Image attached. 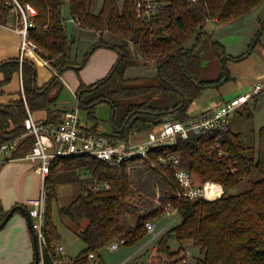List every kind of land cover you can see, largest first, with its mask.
Segmentation results:
<instances>
[{"label":"trees","instance_id":"16d2710c","mask_svg":"<svg viewBox=\"0 0 264 264\" xmlns=\"http://www.w3.org/2000/svg\"><path fill=\"white\" fill-rule=\"evenodd\" d=\"M18 1L23 5L32 4L37 9L34 25L29 29V40L37 46V55L48 61L56 73L47 83L38 86V72L33 60L26 57L22 64L20 59L0 62V73L3 74L1 92L16 73L22 72L23 77L24 93L20 91L16 98L0 103V145L21 138L14 156L25 154L35 141L26 127L29 111L32 114L47 111V119L41 121L54 128L61 125L69 110L51 108L63 87L60 77L73 69L79 73L98 48L113 49L119 58L103 79L93 84L81 81L76 97L79 108L87 110L89 118L94 119L95 106L100 102L109 103L115 113V126L111 134L99 133L98 123L93 127L86 126L87 132L103 135L118 143L129 141L136 134L157 130L165 123L164 117L170 114L175 115L173 121L190 120L193 118L189 115L192 103L206 89L217 87L229 79L225 46L205 30L208 20L230 23L264 3V0H169L168 6L151 23H146L136 15V0H125L122 9L116 0H104L98 13L91 11L92 0ZM66 3L71 16L78 19L82 29L95 34L105 32L115 42L104 40L106 35L99 37L81 62L71 61L70 53L76 40L70 37L66 27L63 14ZM13 7L12 0H0V23L7 21ZM262 29L256 36L258 41ZM205 36L210 38L213 52L224 63L222 74L216 80L201 78L203 61L197 49ZM250 50L239 59L248 55ZM144 60L155 63L153 78L126 77L129 68L139 66ZM158 94L163 97L175 95L178 100L173 105L158 104L155 99ZM145 95L154 99L126 104L128 100ZM118 109H124V114L117 123ZM138 114H151L157 120H138L130 125ZM257 141V146L246 144L244 134L233 131L228 124L223 130L203 136L192 135L188 139L179 137L175 144L151 151L150 159L143 165L161 177L166 193L158 199L157 207L139 215L135 224L124 220L129 207H140L143 203L137 200L140 193L132 187L128 171L130 162L111 166L87 155L54 159L45 182L48 192L45 231L50 249L54 252L53 243L60 238L50 213L52 201L57 200L58 187L85 176L81 179L83 191L59 211L78 228L79 236L86 244V249L71 264H87L88 254L101 250L110 241L125 240L124 245L135 246L149 238L146 224L163 216L168 204L178 210L181 222L162 234L157 243V258L161 261L166 258L165 264H187L184 252L188 253L185 243L189 241L199 247L203 255L196 264H264V126L259 129ZM165 153L178 156L181 167L200 175L204 182L221 184L223 194L213 200L201 197L190 200L179 196L173 167L158 164V157ZM153 163L157 166L154 167ZM252 174H258L259 178L251 180L247 190L238 194L227 193ZM96 181L108 182L111 186L109 189H96ZM146 195L145 198L149 199L150 195ZM143 205L151 208L152 202ZM8 213L0 201V225ZM84 220H87L85 224ZM173 239L177 240V249L171 245ZM157 258L149 264H158Z\"/></svg>","mask_w":264,"mask_h":264},{"label":"rangeland","instance_id":"374dc122","mask_svg":"<svg viewBox=\"0 0 264 264\" xmlns=\"http://www.w3.org/2000/svg\"><path fill=\"white\" fill-rule=\"evenodd\" d=\"M103 1L104 0H92L91 11L93 13H98L102 8ZM116 1L119 8L122 9L125 0ZM26 5L28 4H25L23 6L25 7ZM63 14L68 22L71 17L68 3H66L63 8ZM13 17L14 21H11ZM21 20V15L18 9H16L14 6L13 9L10 10L5 24H21ZM211 25H213V23H211L209 26L212 27ZM261 29L262 27L260 28V30ZM67 30L70 33V37L76 38V41L73 45L75 49L74 54L78 53V55L81 57L79 62H81L85 56V52L83 50L85 49L86 45V51L90 50L88 49V44L84 42H91V44L95 45L99 41V37L91 36V39L89 40V36L85 34L90 33H85V31L81 33L77 25L75 26L70 23H67ZM209 30L212 29L209 28ZM262 30L264 31V28ZM260 38L262 42L264 35H261ZM104 40L110 41L111 43L115 42L112 38H110L108 34H106ZM207 42L209 43V40L203 37L201 40V43L203 44L200 50L201 52L206 51L204 47L206 46ZM30 56L34 55L29 54V57ZM37 57L39 58L38 55ZM144 58L145 57L143 56L142 59ZM22 63L23 61L21 62V64ZM36 65L38 72V84L45 83L44 80L46 79V75L51 77V75L53 76V74L56 73L50 63L49 65L51 66V68L46 66L45 63H42V61L40 60L37 61ZM139 67H143L145 69L148 68L146 72L147 76H151L153 78L156 74V65L153 61L144 60L140 63ZM73 75L74 73L72 72L67 73L64 77V80L62 79V76L60 77V82L63 83V87L61 89L59 97L57 98L55 104L51 105V108L62 110H78L80 119L82 123L86 124V126L93 127L96 123H98L97 131L99 133L111 134L114 131L115 126L113 121V114L115 113L113 112L111 105L107 102L98 103L94 109L95 119L89 118L88 111L83 108H79L78 106V101L76 97V90L78 89V87L77 89L73 90V86L72 84H70L71 82L69 80V76L72 77ZM14 84L16 85L17 83L14 82ZM21 91L22 93H24L22 89ZM54 93L55 92H53V94ZM156 96V102L158 104L163 105H173L176 100H178L177 96L175 95H171L170 97H163L161 94H158ZM148 99L153 100L154 97L150 95L140 96L132 100L126 101V104L130 102H142ZM200 104L201 107L205 106V104H202V102H200ZM123 114L124 109L117 110L115 118L117 123L121 120ZM190 114H192L191 111ZM192 115H195V113L193 112ZM230 126L233 131L241 132L242 134H244V141L246 142V144L257 146V136L259 129L264 126V92L261 93V95H259L257 98H252L247 104L241 106L231 117ZM147 135L148 134L138 136L134 140L144 139V137H146ZM11 163L14 164L13 169H15V171H13V176L10 179H7V182L6 180L4 181V183L6 182V188L4 190L3 186H1V191L3 194L5 192L7 193L6 198L14 199V197H16L19 203L26 206V200L29 199L28 197H37L40 195L42 189L41 177L33 172L27 173V170L30 167L34 166L29 161L16 160V162ZM128 171L130 173V177L132 178L133 189L136 191V193H140L137 197V200L140 199L143 203H148L149 201L152 202L151 208H148L149 205L144 206L142 203L140 207H129L128 211L126 210L127 212L124 215V220H126L128 224H135L139 215H143L147 213L150 209L157 207V204L159 203L158 199L163 198L166 193V188L161 180V177L150 172L148 168L143 165V163L137 162L130 164ZM8 176L9 174L7 175V177ZM194 176L198 182L204 183V180L200 175L194 173ZM83 177L85 178V176H79L75 178L73 182L60 185L57 190V200H55L54 202L52 201V207L50 209L54 224L56 225L60 236V238L54 241L53 244L63 245L65 247V264H70L76 256H78L82 251L86 249V244L79 236L78 228L74 226V224L70 221L68 217L60 214L59 212L60 208L68 205L79 194V192L83 191V185L81 180ZM258 178V174H252L250 178L247 177L240 184H238L232 189H229L227 193H241L249 188L250 183L252 182L251 180H255ZM210 183H215L221 187V184L219 183L212 181H210ZM144 194H147L146 197L150 195L149 199L145 198ZM1 197L2 196H0V201L2 203ZM174 219H176V221L174 224H170L169 229H171V226L178 225L181 222L180 215H168L165 213L163 216L151 221L152 224H155V234L157 235L158 233H160L166 227V225L168 223H171L170 221H174ZM86 221L87 220H84V224L86 223ZM24 226H27L25 217L21 213H16L11 219V221L8 223V225L0 231V248L8 246L5 251L1 252L0 250V264H30L32 262V243L27 235L20 233V229ZM149 234V238L142 240L135 246L122 245L119 250L115 252L109 251L108 247L104 246L103 248H101L99 253L101 254L105 264H125L129 259V262H127L126 264L152 263V261H155V259L157 258L156 247L160 236H156V238H154V234ZM171 245L175 249L179 247L177 240L175 239L171 240ZM185 245H188V253L186 251L184 252V254L186 255L185 260L188 261L187 264H196L198 258L203 256L200 253V248L193 245V242L190 241L186 242ZM164 261H166V258L162 259V261L157 258L158 264H165L166 262L164 263ZM181 264H183V262Z\"/></svg>","mask_w":264,"mask_h":264},{"label":"built area","instance_id":"2783aa9c","mask_svg":"<svg viewBox=\"0 0 264 264\" xmlns=\"http://www.w3.org/2000/svg\"><path fill=\"white\" fill-rule=\"evenodd\" d=\"M12 2L22 18L21 24H16V31L23 38L21 46L22 62L25 57H29V54L37 56V46L29 40V29L34 25L33 17L37 15V9L31 4L24 7L18 0H12ZM168 4L169 0H136V15L142 21L151 23ZM68 22L78 24V19L71 16ZM106 34L100 31L96 35L102 37ZM43 62L51 68L48 61L43 60ZM21 87L24 91L23 80ZM263 92L264 85L256 84L247 94L226 101L209 113L193 117L185 122L180 120L166 122L157 130L139 133L138 136L148 134L144 139L134 140L130 138L129 141L118 143L110 141L103 135L87 132L85 130L86 124L82 123L78 110L67 111L63 117V122L57 128L48 126L43 121L35 119L29 111L26 127L28 134L35 139L33 145L22 156H14V152L21 144V138L11 139L1 144L0 166L16 160H26L37 165L36 169L41 177L42 189L38 197L26 200V207L30 212L33 228L38 238L40 251L38 264H65V247L63 245H55L54 252H52L45 231L48 207V192L45 188V182L46 178L50 175V168L54 159L58 157L87 155L97 160L108 162L111 166L122 162H130L131 164L137 162L144 163L145 160L150 159L151 151L169 145L168 143L170 142H174L175 144L179 137L188 139L192 135L203 136L212 131L223 130L241 106L247 104L252 98ZM158 162L160 165H170L173 167L175 178L179 185L178 194L181 197L190 200L200 197L217 199L223 194V192L222 194H218L219 185L215 183H210V181L204 183L198 182L194 174L181 167L180 158L176 155L169 153L161 154L158 157ZM153 166L156 167V163H153ZM208 184L212 188L210 193L211 198L208 196ZM94 186L96 189H109L111 185L108 182L100 183L96 181ZM165 213L177 215L178 210L171 204H168L165 207ZM146 227L148 232L154 234V238H156L155 224L148 222ZM124 243L125 240H113L106 246L109 251L115 252ZM99 251H93L88 254L87 264H105Z\"/></svg>","mask_w":264,"mask_h":264},{"label":"crops","instance_id":"0c3cea01","mask_svg":"<svg viewBox=\"0 0 264 264\" xmlns=\"http://www.w3.org/2000/svg\"><path fill=\"white\" fill-rule=\"evenodd\" d=\"M11 21H14V17L11 19ZM67 23L73 24L75 26L77 25L81 33H83V31H85V33L87 32L90 33V34H85L89 36L88 37L89 40L91 39V36L98 37L97 35H95L94 32L82 29L77 23L66 22V27H67ZM211 23H213V25H211L212 27L209 26ZM263 23H264V3L259 7H257L250 14L244 16L239 20L232 21L230 23H220L215 19L208 20L205 26V30L208 32V34L213 36L214 40L220 42L222 45L225 46L226 55L228 57L227 59L228 65L226 63V66L229 73V79L217 87H211L206 89L202 93V95L198 99H196L190 106L189 114L190 111L192 112V114L193 112L195 113V115L190 114L191 117H198L204 113H209L220 107L224 102L229 101L238 96L247 94L256 84L264 85V38L262 39V42H261V38L259 41L256 40V36L260 28L262 27ZM209 28H211L212 30H209ZM68 34L70 35L69 32ZM262 35H264V31ZM204 38L209 40V43L207 42L206 46L204 47L206 51L205 52L200 51L203 45L202 43H200L199 45L200 47H198L197 49V52L202 57V61H203L201 78L203 80H216L222 74L224 63L213 52L211 47V40L209 39V37L205 36ZM22 40L23 38L21 34L16 31V24L0 23V62L7 61L10 59H20ZM84 43L88 44L89 47L88 49H91L93 46L91 42L86 41ZM86 47L83 50L85 54L86 52L89 51V50L86 51ZM74 50L75 49L73 46L72 51L70 53V60L71 61L76 60L77 62H79L81 57L78 55V53L74 54ZM249 50L250 53L248 55H246L244 58L239 59V56H242ZM27 58L33 60L35 64L37 63L38 60L42 61L43 63V60L40 57L38 58L37 56H30V57L27 56ZM118 58L119 55L117 51L110 48H98L91 55L86 65L81 69L79 73H77L76 70L74 69L71 71L69 70L62 75V79L63 80L65 79L64 77L67 73L70 72L74 73L72 77L69 76V80L71 82L70 84H72L73 90L77 89L81 81L86 84H93L103 79L109 74L112 67L117 62ZM147 69L148 68L145 69L139 66L129 68L126 72V77L134 78L139 76H143V77L147 76L146 75ZM51 77L46 75L45 76L46 79L44 80V82L47 83L51 79ZM2 79H3V74L0 73V80ZM22 80H23L22 72L16 73L14 75L12 82L4 87L3 89L4 92H1L2 90H0V103H7L11 99H14L18 96V93L22 89L21 87ZM14 82H16L17 84L15 85ZM45 83L43 84L37 83V84L38 86H42ZM200 102H202V104H205V106L201 107ZM46 113L47 111H40V112H35L32 115L37 120H45L48 117V114ZM229 127L231 129L230 123H229ZM134 137L135 138L138 137V134L132 136L131 138L135 139ZM12 162H16V161H12ZM33 165L34 166L30 167L27 170V173L33 172L39 175L36 169L37 165L36 164ZM13 166H14L13 163L8 162L0 168V192H1L0 196H2L1 200L4 209L9 211L16 205H22L21 203H19L16 197H14V199H10V198L8 199L6 198L7 193L5 192L3 194L1 191V186H3L5 190L7 179H10L13 176V171H15V169H13ZM8 174L9 176L7 177ZM5 180L6 182L4 183ZM35 197L36 196L28 197V198H35ZM25 221L27 223V226L21 228L20 233L27 235L32 243L31 247L33 252L32 254V262H33L34 260L33 239L26 217H25ZM170 222L171 223H168L160 233L155 235L161 236L162 234H164L167 231V229L170 228V224L172 225L175 223L173 220ZM7 247L8 246L0 248L1 252L5 251ZM32 262L30 264H32Z\"/></svg>","mask_w":264,"mask_h":264},{"label":"water","instance_id":"95a60500","mask_svg":"<svg viewBox=\"0 0 264 264\" xmlns=\"http://www.w3.org/2000/svg\"><path fill=\"white\" fill-rule=\"evenodd\" d=\"M175 118V115L174 114H170V115H167L164 117V122H171ZM138 120H141V121H156V117L151 115V114H138L136 115L130 125H133L136 121ZM169 145H173L174 142H170L168 143ZM20 211L21 214H23L26 218H27V221H28V224H29V227H30V230H31V234H32V239H33V246H34V262L33 264H38V261H39V255H40V251H39V244H38V238H37V234L33 228V224H32V218L30 216V212L28 210L27 207H25L24 205H17L15 207H13L7 217L5 218V220L3 221V223L0 225V230H2V228L8 224V222L10 221L11 218L14 217V214L16 211Z\"/></svg>","mask_w":264,"mask_h":264},{"label":"bare ground","instance_id":"6f19581e","mask_svg":"<svg viewBox=\"0 0 264 264\" xmlns=\"http://www.w3.org/2000/svg\"><path fill=\"white\" fill-rule=\"evenodd\" d=\"M218 194H222V192H223V189L220 187V186H218ZM211 187H210V185L208 184V196L211 198V195H210V193H211Z\"/></svg>","mask_w":264,"mask_h":264}]
</instances>
